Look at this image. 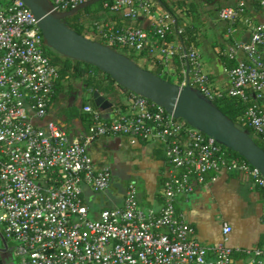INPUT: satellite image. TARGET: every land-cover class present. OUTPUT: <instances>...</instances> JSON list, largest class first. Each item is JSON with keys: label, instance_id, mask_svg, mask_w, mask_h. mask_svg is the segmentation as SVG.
<instances>
[{"label": "built area", "instance_id": "1", "mask_svg": "<svg viewBox=\"0 0 264 264\" xmlns=\"http://www.w3.org/2000/svg\"><path fill=\"white\" fill-rule=\"evenodd\" d=\"M50 1L64 12L90 0ZM246 1L223 8L219 19L234 21ZM259 5L264 11V0ZM110 8L130 23H105L100 31L107 45L136 51L149 46L165 66L179 51L180 85L188 82L210 102L224 93L252 100L240 121L264 141V23L252 25L248 39L230 47L229 58L238 52L244 58L226 68L227 90L215 91L193 48L162 44L172 21L168 13L154 10L150 0H114ZM140 17L150 27L131 23ZM56 80L33 13L21 0H0V228L13 246L15 264H238L226 245L231 228L223 226L219 243H199L176 200L221 171L244 174L264 190L260 172L246 160L228 158L212 137L135 94L126 109L103 113L83 106L92 125L71 135L50 114ZM106 136L163 147L170 172L158 213L140 209L134 183L120 206H95L94 196L108 190L112 172L97 166L88 148ZM262 209L264 216V195ZM249 255L241 264H264L261 251Z\"/></svg>", "mask_w": 264, "mask_h": 264}, {"label": "crops", "instance_id": "2", "mask_svg": "<svg viewBox=\"0 0 264 264\" xmlns=\"http://www.w3.org/2000/svg\"><path fill=\"white\" fill-rule=\"evenodd\" d=\"M237 1L239 0H215L204 8V12L216 10L219 6L227 8ZM244 8L245 12L234 21H222L221 24L215 20L209 21L207 16H203L197 30L200 37L193 49L198 53L203 71L210 78L213 89L217 91H225L229 86L224 59L229 57L230 47L235 42L247 40L252 25L264 23V11L259 5V0L246 1ZM135 24L144 28L150 27V21L145 17H140ZM208 24L214 28L215 36L219 39H207L204 28ZM243 58L244 55L238 52L235 58L229 59L237 63ZM74 127L71 135L82 131L77 121ZM153 146L154 144L143 143L131 137L106 136L93 143L90 146L92 155L89 153L97 166L108 167L113 173L105 152H118L122 147L129 149L130 155L134 156L127 162L130 176H133L129 183L135 184L137 201L144 213L150 210L158 213L161 209L162 183L170 172L166 161L154 156ZM97 154H102V158L96 156ZM123 195L124 189L114 193L112 207L122 204ZM176 210L191 226L193 237L199 243L212 245L223 241V226L226 224L231 228L226 245L234 251L236 263L246 261L250 257L249 254L255 250L261 251L264 259L262 193L248 176L221 171L214 181L199 184L192 193L179 196L176 200Z\"/></svg>", "mask_w": 264, "mask_h": 264}, {"label": "trees", "instance_id": "3", "mask_svg": "<svg viewBox=\"0 0 264 264\" xmlns=\"http://www.w3.org/2000/svg\"><path fill=\"white\" fill-rule=\"evenodd\" d=\"M113 1L114 0H101L88 8L78 11L70 17H66L64 20L68 27L76 33L92 41H98L107 45V42L100 31L105 23L112 21H117L119 24L130 23V21L125 19L120 12L114 11L110 8ZM150 1L153 3L154 10L157 12L168 13L171 16L172 21L170 22V31L166 33L162 40V44L174 48L185 49L186 51L190 48L196 47L197 40L200 37L197 30L201 24V17L212 16L219 19V13L223 9L219 6L216 7V10H207V13L198 9L197 3H200L205 8L215 0ZM237 5L238 1L231 6L236 7ZM125 12L126 10H123V13ZM135 22L136 21L131 23L137 25ZM179 30L181 31L180 33L178 32ZM110 46L116 51L126 55L142 69L149 70L162 78H164L162 75L165 76L169 73L174 74L177 76L176 82L174 83H181V72L184 63L179 59V51L175 52L171 58V62L165 66V63H163V61L157 56V52L152 51L149 46L141 51L114 44H111ZM47 55L50 63L57 71V80L50 104V114L55 120L59 121L65 129L70 128L71 132H73L75 121H77V123L80 124L82 131H88L89 127L92 125V119L89 114L82 111V107L89 104L93 108H96L92 98L95 91L105 99H109L113 108L120 107L126 109L128 107V97L133 93L119 86L108 74L100 71L92 65L64 57L48 47ZM224 61H226L228 69L236 65V63L229 59V57L225 58ZM164 79L167 80L166 78ZM73 93H76V99H74V102L70 105L69 98L72 97ZM149 102L151 103V101ZM251 103L252 100L244 102L240 98L229 96L226 93L212 101V104H214L238 128L248 131L252 140L264 150V141L259 136L255 135L247 125L242 124L240 121L246 107ZM67 111H69V113ZM178 120L187 124L183 119L178 118ZM223 148L225 149L228 158L244 160L235 152L225 147ZM153 154L156 158L165 160L164 150L161 145L153 146ZM257 188H259L263 197L264 190L258 186Z\"/></svg>", "mask_w": 264, "mask_h": 264}, {"label": "water", "instance_id": "4", "mask_svg": "<svg viewBox=\"0 0 264 264\" xmlns=\"http://www.w3.org/2000/svg\"><path fill=\"white\" fill-rule=\"evenodd\" d=\"M38 21L44 44L54 52L108 74L119 86L163 108L174 118L183 119L190 126L212 137L221 146L235 152L264 178V150L238 128L212 102L187 82L171 83L149 70L142 69L126 55L109 45L92 41L68 27L66 17L88 8L101 0H90L74 8L59 12L50 0H21ZM76 93L69 98L74 102ZM94 105L103 113L112 109V103L97 91L92 95ZM0 264L12 260L8 242L0 233Z\"/></svg>", "mask_w": 264, "mask_h": 264}, {"label": "rangeland", "instance_id": "5", "mask_svg": "<svg viewBox=\"0 0 264 264\" xmlns=\"http://www.w3.org/2000/svg\"><path fill=\"white\" fill-rule=\"evenodd\" d=\"M197 5H198V9L204 11L203 5H201L200 3H197ZM208 19L209 21L215 20L219 24H221L222 22L219 21L220 19H216L215 17L212 16L211 17L209 16ZM202 31L203 30H201L200 32L202 33ZM204 31H205L204 33H206L207 35V39L215 40L216 38H218L215 36L214 28H212L209 24L204 28ZM162 76L166 78L168 81L173 83L176 82L177 79V76L171 73ZM67 112L69 113V111ZM66 130L68 133H72L70 128H67ZM88 152L92 155L91 147L88 148ZM105 153L107 154L106 160L108 164H110L113 173H112V180L110 183V189L108 190V192L94 196V201H95L94 204L99 209L112 207V197L114 196V193L117 192V190L119 189L122 190L124 189L125 192L127 188V184L133 179V176L132 175L130 176V170H129L130 168H128L127 162L131 161L134 158V156L132 157V155H130L131 153L129 152L128 148L122 147L121 150H119L118 152L107 151ZM96 156L102 158V154H97ZM117 179H119V181Z\"/></svg>", "mask_w": 264, "mask_h": 264}, {"label": "flooded vegetation", "instance_id": "6", "mask_svg": "<svg viewBox=\"0 0 264 264\" xmlns=\"http://www.w3.org/2000/svg\"><path fill=\"white\" fill-rule=\"evenodd\" d=\"M1 233V232H0ZM1 247V245H0ZM9 249H11V253H12V260H10L9 262H6L4 264H15V258H14V252H13V246L11 244H8Z\"/></svg>", "mask_w": 264, "mask_h": 264}]
</instances>
